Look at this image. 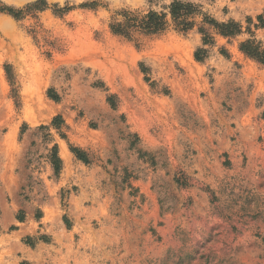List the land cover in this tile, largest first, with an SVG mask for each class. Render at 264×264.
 Here are the masks:
<instances>
[{"label": "rangeland", "instance_id": "obj_1", "mask_svg": "<svg viewBox=\"0 0 264 264\" xmlns=\"http://www.w3.org/2000/svg\"><path fill=\"white\" fill-rule=\"evenodd\" d=\"M173 1L0 0V264H264V0H182L243 25L202 61L110 29Z\"/></svg>", "mask_w": 264, "mask_h": 264}, {"label": "trees", "instance_id": "obj_2", "mask_svg": "<svg viewBox=\"0 0 264 264\" xmlns=\"http://www.w3.org/2000/svg\"><path fill=\"white\" fill-rule=\"evenodd\" d=\"M36 5L38 8L45 7V4H41L40 1ZM0 11H7L15 16L19 15V12H16L13 8L2 7ZM118 15L120 18L114 17L112 19L110 29L113 33L126 38H133L136 33L145 35L162 34L171 26L181 32H188L198 26V30L203 36V45L197 49L195 57L201 61L207 58L209 54V49L206 46L211 47L215 44V33L226 38H234L243 33L241 22L233 19L221 22L205 13L199 4L182 0H174L169 5L167 12L150 10L142 14L137 10H122ZM258 19L264 24L263 15H259ZM247 21L252 23V18L248 17ZM247 30L253 35L250 26L247 27ZM240 49L248 56L264 64V47L255 38L251 37L242 42ZM221 51L227 55L225 48H222ZM52 161L55 168L58 169L60 166L58 156L55 155Z\"/></svg>", "mask_w": 264, "mask_h": 264}, {"label": "bare ground", "instance_id": "obj_3", "mask_svg": "<svg viewBox=\"0 0 264 264\" xmlns=\"http://www.w3.org/2000/svg\"><path fill=\"white\" fill-rule=\"evenodd\" d=\"M42 97V96H41ZM64 150H66V148L64 147ZM65 154V153H64Z\"/></svg>", "mask_w": 264, "mask_h": 264}]
</instances>
